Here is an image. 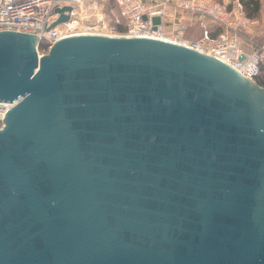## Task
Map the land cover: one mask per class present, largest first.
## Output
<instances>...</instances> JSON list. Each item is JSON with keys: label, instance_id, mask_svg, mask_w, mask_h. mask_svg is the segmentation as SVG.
<instances>
[{"label": "water", "instance_id": "95a60500", "mask_svg": "<svg viewBox=\"0 0 264 264\" xmlns=\"http://www.w3.org/2000/svg\"><path fill=\"white\" fill-rule=\"evenodd\" d=\"M36 35L0 30V264H264V87L163 38Z\"/></svg>", "mask_w": 264, "mask_h": 264}, {"label": "built area", "instance_id": "2783aa9c", "mask_svg": "<svg viewBox=\"0 0 264 264\" xmlns=\"http://www.w3.org/2000/svg\"><path fill=\"white\" fill-rule=\"evenodd\" d=\"M111 1L104 10L83 14L84 0H0V30L37 34L38 56L55 40L78 31L163 38L217 57L257 81L264 63V41L254 38H264V31L258 30L260 18L248 16L241 0ZM64 5L71 6L69 19L48 27L58 16L54 8ZM7 109L8 102L0 100V127Z\"/></svg>", "mask_w": 264, "mask_h": 264}, {"label": "rangeland", "instance_id": "374dc122", "mask_svg": "<svg viewBox=\"0 0 264 264\" xmlns=\"http://www.w3.org/2000/svg\"><path fill=\"white\" fill-rule=\"evenodd\" d=\"M111 4H112L111 0H99L96 4L97 6L96 7L94 4H92V0H84L80 10H83V14L85 13L89 14V13H93L96 10H104L107 6H110ZM258 18H260L262 23V27H260L258 30L263 32L264 31V1L263 0H261V7L259 10ZM102 33H109V32L103 31ZM254 40L258 43H262L264 41V38L261 36H257L254 38ZM260 78H264V67L262 68V73L260 75Z\"/></svg>", "mask_w": 264, "mask_h": 264}, {"label": "trees", "instance_id": "16d2710c", "mask_svg": "<svg viewBox=\"0 0 264 264\" xmlns=\"http://www.w3.org/2000/svg\"><path fill=\"white\" fill-rule=\"evenodd\" d=\"M264 1V0H263ZM245 13L250 17H258L259 10L261 7V0H241ZM264 67V63L261 66V73L262 68ZM260 73V75H261ZM260 75L257 78V82L260 85H264V78H260Z\"/></svg>", "mask_w": 264, "mask_h": 264}, {"label": "bare ground", "instance_id": "6f19581e", "mask_svg": "<svg viewBox=\"0 0 264 264\" xmlns=\"http://www.w3.org/2000/svg\"><path fill=\"white\" fill-rule=\"evenodd\" d=\"M79 33H84V32H79V31H78V32H75V33H73V34H79Z\"/></svg>", "mask_w": 264, "mask_h": 264}]
</instances>
